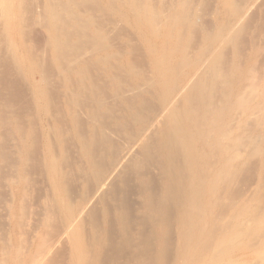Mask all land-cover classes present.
Listing matches in <instances>:
<instances>
[{"label":"bare ground","instance_id":"bare-ground-1","mask_svg":"<svg viewBox=\"0 0 264 264\" xmlns=\"http://www.w3.org/2000/svg\"><path fill=\"white\" fill-rule=\"evenodd\" d=\"M0 264H264V0H0Z\"/></svg>","mask_w":264,"mask_h":264},{"label":"rangeland","instance_id":"rangeland-1","mask_svg":"<svg viewBox=\"0 0 264 264\" xmlns=\"http://www.w3.org/2000/svg\"><path fill=\"white\" fill-rule=\"evenodd\" d=\"M39 37L43 38L44 36L43 35H39Z\"/></svg>","mask_w":264,"mask_h":264}]
</instances>
